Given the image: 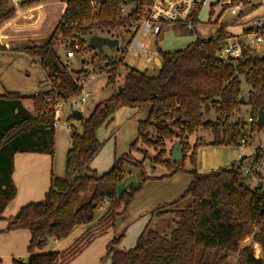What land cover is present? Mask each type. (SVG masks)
<instances>
[{
  "label": "trees",
  "instance_id": "obj_1",
  "mask_svg": "<svg viewBox=\"0 0 264 264\" xmlns=\"http://www.w3.org/2000/svg\"><path fill=\"white\" fill-rule=\"evenodd\" d=\"M43 1L34 0L30 5ZM59 1L67 7L47 40L40 45L31 42L20 49L39 62L50 79L51 89L31 97L34 113L23 106L26 96L17 92L0 96V221L5 220L4 212L17 196L13 181L15 156L19 153L54 156L57 103L81 97L84 82L80 77L85 76L89 81L87 64L73 70L71 61H65L59 49L65 46L82 55L90 51L87 41L97 32L119 39L117 34L130 33L143 11L154 2L137 0L128 14L122 15L121 8L128 5L127 0ZM14 15L3 4L0 26ZM192 20L194 24L198 22L195 16ZM167 26L163 23L164 29ZM225 38L221 28L215 37L197 38L183 49L160 50L162 66L155 75L127 65L124 54L119 61H113L95 52L92 72L106 74L108 85L117 86L116 91L96 105L87 118H81L82 132L72 128L66 177L52 176L42 201L24 205L7 219L5 233L27 230L32 236L27 263L14 260V264L70 263L94 240L115 227L147 182L178 174L192 176L188 189L177 200L152 212L153 218L172 216L168 232L160 234L148 226L133 249L119 250L125 235L122 233L110 242L101 263L108 258L111 264H264L262 187L251 188L247 182L252 177L238 173L234 164L199 173L197 151L204 143L201 139L191 143L193 136L209 132L213 136L210 146L240 147L251 133L263 128L257 120L264 111V59L248 51L242 59H221L218 51ZM0 51L17 52L6 46H0ZM123 66L125 76L119 83ZM243 82L249 86L247 95ZM242 97L244 103H240ZM146 105L151 107L149 116L139 122L137 139L129 153L116 156L109 172L100 175L93 171L90 165L104 147L97 137L100 128L110 123L120 109H140ZM244 105L251 110V124L242 118L233 121ZM69 120L75 119L70 116ZM176 142L184 158L174 162L168 144ZM133 154L143 157L137 159ZM262 159L263 155L256 153L252 163H261ZM127 165L140 171L141 183L118 194ZM158 168L164 172L156 175ZM87 196L90 198L85 200ZM185 201L189 204L180 208L178 205ZM103 209L105 214L96 220L97 213ZM79 226L88 228L66 251L35 253L43 250L51 238L67 239ZM256 228V241L263 248L259 260L250 247H243Z\"/></svg>",
  "mask_w": 264,
  "mask_h": 264
},
{
  "label": "rangeland",
  "instance_id": "obj_2",
  "mask_svg": "<svg viewBox=\"0 0 264 264\" xmlns=\"http://www.w3.org/2000/svg\"><path fill=\"white\" fill-rule=\"evenodd\" d=\"M221 0H207L205 5L201 7L200 12L198 14V22L194 24V31L189 30L185 25L183 26H173L170 25L165 28L167 31L164 34V39H160V48L165 51H169L172 48H183V46L191 43L195 40L196 37H206L210 38V31L214 30L217 26V22L215 21L220 17L221 22L223 23V28L226 32L232 35H241L244 29H247L252 25V21L255 17L262 16L264 14V9L260 6H256L253 9L246 10L242 15L233 16L230 11L223 12L225 5ZM133 5L129 6L131 9ZM63 5L58 1H51L45 5H39L35 8L29 9L28 11H23L19 16L15 19L5 23L0 28V45L1 42L5 45H8V49L17 50V52H3L0 51V96L4 95L5 92H17L22 96L29 97L25 101L26 107L31 109L32 100L30 97L41 94L49 91L51 89V82L48 79L47 74L42 70L39 62L29 56H27L20 49L24 46L29 45V43L33 42L35 44H43L50 34L53 32L54 26L58 23L61 15L65 10L62 9ZM23 21V24L21 22ZM95 35L112 37V35L108 33L97 32ZM119 47L115 49L105 48L103 54L113 61H119L124 54L125 63L129 66L139 67L138 63H134L135 55L131 51L128 52V43L131 39V35L127 31L119 32ZM195 37V38H194ZM89 40V39H88ZM76 41V40H75ZM73 41V42H75ZM145 41H150L152 45H156L155 38L145 39ZM72 42V41H71ZM88 47V41H87ZM156 48V47H155ZM70 49L63 46L59 49L60 55L65 59L66 52ZM96 51L90 49V51H85V53H81L82 55H75L74 61L71 62V68L75 71H78L82 68L83 64H87L88 69L90 70L89 81H85L84 94L91 93L89 106H73L71 101L66 103L63 102V107L61 111L62 122L68 120L70 116L73 115L74 111H81L84 117H88V114L92 112L94 107L99 104V102L109 98L112 92L114 93L116 89L113 91V87L108 85V79L106 74L93 73L94 65L92 66L91 60L94 57ZM145 68H149V65ZM145 68H141L140 70H144ZM154 71V69H150ZM158 72V69L155 72H151L152 75H155ZM120 79L119 83H122L125 76V68L124 66L120 71ZM243 90L247 95L249 90V86L243 82ZM117 88V86L115 87ZM83 94V95H84ZM57 107V106H56ZM250 108L244 105L241 109L240 113H237L233 118V121L238 118H242L244 120H248L250 117ZM68 123L71 126L70 129L60 128L56 130V138L59 137V141L63 140L60 136L63 134L71 136L72 128H76L79 132H82V126L80 121L69 120ZM103 127L100 128V130ZM99 130V131H100ZM98 131V132H99ZM202 133V134H201ZM199 135H203L199 139L203 141V143L207 144L206 141L212 140L213 136L209 132H201ZM138 135V133H137ZM198 139V140H199ZM248 151L255 150L259 148L261 145H264V126L263 128L255 133H251L248 139ZM132 145V144H131ZM130 145V146H131ZM173 146L174 143H171ZM130 146H128V151H130ZM168 144V150L170 149ZM216 154L212 156L213 161L216 163L228 166L231 163L233 164L238 160V157L241 153V147H215ZM118 149V148H117ZM116 149V152H117ZM129 153V152H128ZM150 153L152 151L150 150ZM118 155V154H117ZM201 155L205 156L204 160L201 159L200 165L201 167H208L210 163V154L209 150L205 151V154L202 152ZM119 156H122L119 155ZM133 156L137 159H142V155L133 154ZM118 157V156H117ZM203 160V161H202ZM230 162V163H229ZM126 175L118 187V192L121 194L124 191H129L132 187H138L141 183V174L140 171L134 167L127 165L125 167ZM164 170L162 168H158V172L156 175L163 173ZM247 184L251 188H256L259 186V182L256 178L249 179ZM145 189V187H144ZM143 189V191H144ZM142 191V192H143ZM142 192L137 195L136 199L142 194ZM90 196H87L86 200H88ZM128 208L126 213L130 212L133 206L137 203V200ZM177 200V199H175ZM189 204V201H185L183 204L179 205L180 208H185ZM106 209H103L97 213V219H100L102 215H104ZM131 213V212H130ZM173 218L172 216H164L157 218L151 225L152 231H157L160 234H165L169 230V226L172 224ZM132 221L127 220L126 225L123 229L118 232L117 236L115 235L110 238L111 234H106L102 236L95 244V248L97 251L102 253L101 260L98 264H110V260L108 258L101 263L103 257L106 255V250L109 242L114 238H117L119 234L125 232L122 243L130 244L132 246L136 245V238L131 237V233L133 231ZM116 226V230L119 229L120 226ZM130 226V227H129ZM123 231V232H122ZM114 237V238H113ZM109 239L108 242L106 240ZM109 243V244H108Z\"/></svg>",
  "mask_w": 264,
  "mask_h": 264
},
{
  "label": "crops",
  "instance_id": "obj_3",
  "mask_svg": "<svg viewBox=\"0 0 264 264\" xmlns=\"http://www.w3.org/2000/svg\"><path fill=\"white\" fill-rule=\"evenodd\" d=\"M62 5L64 8L62 9L66 10V4L62 3ZM21 13L22 12H20V14ZM63 14L64 12L62 13L61 17L63 16ZM60 19L58 20V23ZM56 26H54L53 29H55ZM167 29H164L160 37L156 39V45H152L151 43V50L155 49L156 47L162 51H165L160 48L159 43L160 39H164V34ZM192 31H194V29ZM197 38L198 37H196L195 40ZM203 38H209V36ZM195 40H193L192 42H194ZM189 44L183 46V48H185ZM0 46L8 47V45H5L4 43ZM183 48H172L169 51H176ZM148 65L149 68H145L142 71H149L150 73L155 72L157 69L159 70L161 68L162 60L159 57L152 60L151 63L147 64V66ZM151 66L153 67L154 71L150 70ZM114 89L115 88H113V91ZM113 94L114 93L112 92L111 96ZM111 96H109V98ZM25 101L23 102V106L29 112L34 113L33 101H31V109L26 107ZM150 110V105H146L140 109L123 108L115 113V115L112 117V121L105 124L103 128L97 133L98 140L104 143V147L90 165V168L93 171H96L100 175L109 172L113 167L116 156L120 157L119 155H124L129 152L128 146L133 144L137 139L138 124L140 121H144L148 118ZM82 117L84 116L82 115ZM202 136L203 135L193 136L191 138V143H197L198 139ZM60 137L63 139L62 141H59V137L56 138L55 135V153L53 157L46 154L37 153H19L15 156L13 181L17 188V196L5 210V220L0 221V264H14V260H20L24 263H27V260L30 257L28 248L30 246L32 238L31 233L27 230H16L9 233H5L4 231L8 225L7 219L15 216L21 207L31 202L42 201L46 197L45 195L49 191L52 176L58 178L66 177L68 164L67 157L68 152L72 147V141L71 136L69 137V135L63 134ZM211 141H206L207 144H202L197 151V169L199 173H209L211 171L218 170L224 167V165L221 166L220 162L216 163L215 161H213L212 156H214L217 151L215 147L209 145ZM174 145L172 146L171 144H169V148L171 149L172 146L173 150ZM206 150H209L210 163L208 167H201L200 161L201 159L204 160L205 158V156L201 155V153L203 152L205 154ZM192 179L193 178L191 175L178 174L173 178L147 182L144 191L139 196V198L136 199L137 203L131 209V213L127 212L123 217L118 219L116 224L117 226H120L119 229L116 230L115 226L106 234L108 235L112 233L110 238H112V236L115 237V235L117 236L118 232L123 229V227L126 225L127 220H129L132 221V224L130 226H132L131 228H133V231L130 235L131 237L136 238L137 244L138 239L143 234L145 229L148 226L151 227L152 223L157 219L153 218L152 212L159 206L169 204V202L171 203L175 201V199H178L188 189L192 182ZM118 194L120 193L118 192ZM183 203L184 202H181L179 205ZM87 228L88 227L85 226L77 227L67 239L62 241L51 238L49 239L47 246L43 250H36L35 253L45 254L53 251H66L85 233ZM123 231L125 233L127 229L125 228ZM121 234H119V236ZM101 237L102 236L98 238L100 239ZM98 238L94 240L86 249H84V251L80 255H78L68 264H98L102 256V253L100 251L94 249L96 242L99 240ZM108 241L109 239L106 240V242ZM135 246H132L131 243L128 245L121 242L119 245V250H131ZM108 260H110L111 264V259Z\"/></svg>",
  "mask_w": 264,
  "mask_h": 264
},
{
  "label": "built area",
  "instance_id": "obj_4",
  "mask_svg": "<svg viewBox=\"0 0 264 264\" xmlns=\"http://www.w3.org/2000/svg\"><path fill=\"white\" fill-rule=\"evenodd\" d=\"M34 0H0V8L3 4L8 5V11L13 10L15 15L12 19L4 22L0 28L7 22L15 19L19 16L20 12L28 11L29 9L35 8L39 5H45L51 1L59 0H45L38 4H31ZM207 0H154L151 7L145 9L140 16L139 20L130 28L131 42L128 47V52L131 51L135 55L134 63L140 65L137 69L145 68L147 64L151 63L152 60L160 57V49L155 48L151 50V42L145 41V39L155 38L158 39L162 34L164 28L163 23L168 26H183L185 25L189 30L194 29L193 18L195 16L198 19L197 13L199 9L205 5ZM225 5L223 12L230 11L231 15L239 16L246 10L260 6L264 9V0H224L222 2ZM128 5H123L121 8L122 15H127L131 10ZM219 17L217 26L212 32L210 31V37H215L219 30L222 28L226 34L225 40L220 43V50L218 56L225 60H238L244 57L245 52H251L264 57V14L262 16L255 17L252 21V25L247 29H244L241 35H232L225 31L223 23ZM22 24L23 21L21 20ZM200 38V37H198ZM120 40V39H119ZM1 44H3L1 42ZM75 52L69 50L66 52V61H74ZM136 68V67H135ZM150 69H153L151 66ZM85 76L80 77V81L85 82ZM85 87V84H84ZM84 94V92H83ZM81 97L70 99L73 106H89L91 104L90 97L91 93H86ZM40 95V94H36ZM47 102H51L50 98H47ZM63 102L57 103L55 116H54V128H68L72 125L68 123V120L62 122L61 111ZM253 119L249 117L248 123L251 124ZM241 153L238 160L234 162V168L238 173H242L245 176H251L256 178L259 182V186L264 191V145L259 148L248 151V141L245 140L241 144ZM260 153L263 155L261 163H252L255 154ZM251 158L249 161L245 160ZM257 228L249 239L245 242L243 247H250L254 251L255 259L259 260L263 255L262 246L256 241Z\"/></svg>",
  "mask_w": 264,
  "mask_h": 264
},
{
  "label": "water",
  "instance_id": "obj_5",
  "mask_svg": "<svg viewBox=\"0 0 264 264\" xmlns=\"http://www.w3.org/2000/svg\"><path fill=\"white\" fill-rule=\"evenodd\" d=\"M137 0H127L129 5H133ZM88 47L93 51H97L98 53H103L105 48L115 49L119 47V39L94 35L88 40ZM264 59V57H263ZM121 90V88H119ZM240 103H244V97L240 99ZM81 111H74L73 117L76 121H80L82 118ZM257 124L259 126H264V111L259 113V117L257 120ZM172 161L177 162L183 160V151L179 143H175L174 148L171 153Z\"/></svg>",
  "mask_w": 264,
  "mask_h": 264
}]
</instances>
